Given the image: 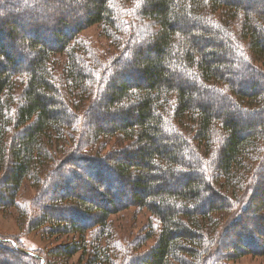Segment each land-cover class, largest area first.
Returning a JSON list of instances; mask_svg holds the SVG:
<instances>
[{
  "label": "trees",
  "instance_id": "obj_1",
  "mask_svg": "<svg viewBox=\"0 0 264 264\" xmlns=\"http://www.w3.org/2000/svg\"><path fill=\"white\" fill-rule=\"evenodd\" d=\"M47 3L73 5L54 11L55 32L33 21L21 24L31 30L18 39L7 29L22 13L35 20ZM9 7L0 14V203L16 206L25 180L43 195L76 162L88 180H73L97 183L96 200L52 194L46 214L28 226L78 234L72 250H60L66 256L81 250L83 264H107L123 253L108 241L107 217L128 206L145 208L159 230L143 255L117 256L122 264L264 255L255 236L264 229L251 233L264 223V2L260 9L238 0H0V11ZM79 17L83 23L70 26ZM92 25L106 52L79 36ZM121 181L131 187L122 204ZM86 230H98L90 242ZM228 233L236 237L226 246ZM17 242L0 252L25 264L31 257Z\"/></svg>",
  "mask_w": 264,
  "mask_h": 264
},
{
  "label": "rangeland",
  "instance_id": "obj_2",
  "mask_svg": "<svg viewBox=\"0 0 264 264\" xmlns=\"http://www.w3.org/2000/svg\"><path fill=\"white\" fill-rule=\"evenodd\" d=\"M242 3L249 4V2L257 3V8L261 9V4L264 2V0H238ZM260 3V4H259ZM25 4V3H24ZM28 4V3H27ZM30 5H36L37 4H31ZM44 5V4H43ZM72 3L70 5L65 4H57L49 5L47 3L44 7L48 10L45 13L43 12L44 8L37 9L38 17L34 18L30 17L26 13L19 14L16 17H12L13 14H11L12 17L11 20H7V29L14 28L17 33L18 37H23L24 33H26V30L31 29H23L21 28V24H25L29 21V23L38 22V23H46L48 24V30L55 32L56 29V22L50 21L52 17H55L54 11H65L68 9H71ZM13 8H4L2 11H0V14H5V12L8 10H11ZM258 9V10H260ZM6 12V13H7ZM2 16V15H0ZM83 23L84 17H79L70 20V26L75 24L76 22ZM36 25V24H35ZM23 27V26H22ZM26 28V27H25ZM50 28V29H49ZM62 31H68L69 26L61 27ZM46 30V29H45ZM47 30V31H48ZM44 32V30H43ZM36 35L42 36L43 33L35 31ZM51 33V32H47ZM79 36L87 41H90L92 44L97 46L99 50H103L106 48L107 41L100 35V27L98 25H92L90 27L84 28ZM51 37V36H50ZM11 39V38H10ZM10 39H6V42L10 41ZM17 39L15 41H17ZM5 42V43H6ZM4 43V44H5ZM12 47V46H11ZM10 53H15L16 51H19L17 46L9 48L8 49ZM105 51V50H103ZM112 54H118L119 52H116L114 48H111ZM102 52V51H101ZM106 52V51H105ZM13 53V54H14ZM255 59L254 56L252 58ZM255 62V60H254ZM259 65L258 63H255ZM24 65V64H23ZM264 85V84H263ZM104 119V118H103ZM109 148L110 146H114L113 144L116 143L115 140L109 141ZM123 144V143H122ZM108 148V149H109ZM70 169V172H68ZM67 170L60 179H57L55 182L56 185H49L48 187L45 186V193L43 195L38 194V186L33 187L35 184L30 182L29 180H25L23 186L21 187L20 191L18 192L16 198H15V205H12V201L9 200H2V203H0V251L1 247L6 245L7 241L5 240H14L18 241V245L22 250H25V254L29 256L26 252L34 253L37 256H40L43 259V264H83L87 258V255L82 252L81 250L76 251L72 256H66L65 253L60 252L62 248L69 247L68 250H72L70 245L73 241H80V237L76 233H69V234H59V229H49L47 228V225H43L40 228H37L36 230H30L28 228L29 224L32 223H38V216L42 214H46L47 210L46 208H43L44 204L50 202L49 199L50 196L54 194L57 198H61L66 193H77L79 195H83L84 197H91L93 200L94 196L91 191V187H96L97 183L93 181H87L86 183L83 181L82 185H77L78 181H74V176H77L78 174H83L82 169L80 165L76 162L72 163V166H65V168L62 170ZM70 178L68 181L66 180L67 177ZM84 180H88L86 176L83 174L81 175ZM67 181V182H66ZM122 187V192L115 198V202L121 203L125 202L126 200L130 199V193L129 188H131L127 182L121 181L120 182ZM59 185L63 187L64 190H59L56 188V186ZM66 186V187H65ZM103 194L104 190L100 189ZM63 191V192H62ZM53 192V193H52ZM66 192V193H65ZM105 198H109L108 196ZM110 199V198H109ZM129 201V200H128ZM127 203V202H126ZM250 210L251 212L255 210L257 202L254 200L253 203H251ZM74 207V206H73ZM238 210V209H237ZM28 211V212H25ZM25 212V213H23ZM251 214V213H250ZM249 212L248 215L245 218L246 222H250V216ZM62 217V216H61ZM68 217V215H66ZM85 220V219H84ZM108 223L110 228L108 229L109 238L108 241L110 244L115 245V248L120 250L121 254H118L116 256L112 255V259L107 264H122L121 259L117 256L124 255L128 253L129 255H143L145 251L149 250V248L154 244V241L156 239V234L159 230V223L156 218L151 217L149 212L145 208L137 207V206H128L126 208L121 209L118 213L110 214L107 217ZM262 221V220H261ZM75 222L77 220L75 219ZM79 225L82 226H89L91 223L88 221H78ZM263 222V221H262ZM31 223V224H32ZM91 226V225H90ZM92 229L91 227H88ZM258 228L264 229V223H257L253 226L251 233H257ZM257 230V232H256ZM84 240L87 242H90L92 240V234L97 232L98 230H86ZM93 232V233H92ZM153 234L150 236V238L146 239V237H149V234ZM97 234V233H96ZM255 235V234H254ZM257 239L264 242V235L256 234ZM236 236L233 234L227 235V238L225 240L226 246H229L231 243V240L234 239ZM263 238V239H262ZM144 240V241H143ZM235 240V239H234ZM143 242V244H142ZM90 251V248H88ZM6 255H2L0 252V260L6 261L5 264L9 262L7 259L3 258ZM128 256V255H127ZM31 258H23V262L25 264H41V259L37 258L35 256H29ZM130 258L132 256H129ZM13 262V261H12ZM222 264H264V255L261 254H247L245 256H242L238 259L231 260H225ZM128 262L124 260L123 264H127ZM106 264V263H102ZM129 264H132L129 262Z\"/></svg>",
  "mask_w": 264,
  "mask_h": 264
},
{
  "label": "water",
  "instance_id": "obj_3",
  "mask_svg": "<svg viewBox=\"0 0 264 264\" xmlns=\"http://www.w3.org/2000/svg\"><path fill=\"white\" fill-rule=\"evenodd\" d=\"M4 241H10V240H4ZM26 253H28L29 255H35L34 253H30V252H26ZM40 258V257H39ZM41 259V258H40ZM41 264H43V259H41Z\"/></svg>",
  "mask_w": 264,
  "mask_h": 264
}]
</instances>
